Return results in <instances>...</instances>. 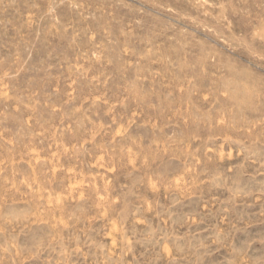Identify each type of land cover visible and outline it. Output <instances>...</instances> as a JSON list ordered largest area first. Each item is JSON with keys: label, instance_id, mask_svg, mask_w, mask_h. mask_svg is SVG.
<instances>
[{"label": "rangeland", "instance_id": "rangeland-1", "mask_svg": "<svg viewBox=\"0 0 264 264\" xmlns=\"http://www.w3.org/2000/svg\"><path fill=\"white\" fill-rule=\"evenodd\" d=\"M0 264H264V0H0Z\"/></svg>", "mask_w": 264, "mask_h": 264}]
</instances>
